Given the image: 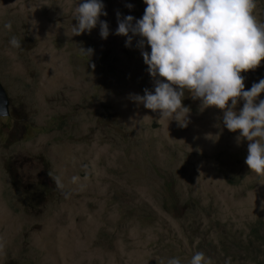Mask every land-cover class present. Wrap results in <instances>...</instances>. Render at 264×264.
I'll list each match as a JSON object with an SVG mask.
<instances>
[{
	"label": "rangeland",
	"instance_id": "1",
	"mask_svg": "<svg viewBox=\"0 0 264 264\" xmlns=\"http://www.w3.org/2000/svg\"><path fill=\"white\" fill-rule=\"evenodd\" d=\"M83 2L64 0L58 11L52 8V19L44 21L33 16L49 14L41 9L51 6L49 1L0 0V81L4 83L10 107L9 118L0 121L6 151L1 153H5V166L15 165L26 181L7 189L3 183L6 177L0 168V264L25 262L18 257L12 243L14 227L27 236L26 256L30 260L27 264H57L55 255L42 251L40 236L51 239L55 228L63 234L73 232L90 221L89 212L94 208L105 214L86 226L87 245L100 244L105 264H168L172 258H179L181 264H190L193 255L200 251L210 264H263L252 258L264 254V247L237 261L226 255V249L233 250L231 244L247 247L252 242L254 235L234 236L240 228L260 222V232L264 233V176L249 174L245 163L249 141L238 139L239 131L231 132L224 126L222 110L203 105L201 99H194L187 90L182 99V105L190 109L184 126L187 130L174 135L148 131L141 140L138 137L144 129L141 120L149 116L143 111L146 108L142 103H129L147 66L141 54L138 56V52L135 54L126 47L117 50L137 72L134 84L126 77L128 68L122 66L121 57L119 63H109L113 51L99 54L96 64L79 66L82 77H76L72 64L63 63L83 60V51L78 49L82 44L68 30L72 23L76 25L75 10ZM101 2L119 12L115 0ZM256 3V9L264 12V0ZM22 17L31 28L20 26ZM108 20L117 22V16L112 14ZM9 22L11 30L4 27ZM97 30H100L99 23L80 36ZM12 37L20 41L19 48L10 43ZM56 51L60 52L59 59ZM146 52L150 54L151 49ZM59 61L65 82L79 85L91 75V102L81 92L61 88L56 73ZM23 64L27 65L26 79ZM263 75V71H254L244 82V90H250L254 83L264 79ZM112 77L123 79L124 94ZM156 79L165 82L156 77L145 82L143 89L154 93ZM137 95L143 96L144 92ZM260 100H264V92L256 102ZM107 103L123 107L116 113L105 114ZM243 103L239 100L235 110L240 111ZM50 118L55 119L54 125L62 122L59 130L52 128L53 135L59 139L69 132L74 138L68 140L67 153H42L35 157V163H44L43 180L48 185L36 176L40 165L29 164L34 152L43 150L47 143L53 148L55 144L51 137L44 140L43 135L35 142L28 141L24 126L27 123L45 125ZM176 119L184 123L182 113ZM104 139L108 142L100 144ZM142 144L144 148L139 151ZM187 179L203 184V188L190 193L178 185ZM168 182L170 187L166 186ZM25 185L32 192L31 199L20 195ZM42 188L51 193L65 191L71 195V207L66 210L61 203L50 204L51 211L44 214L40 205ZM98 194L89 212L80 213V209H88ZM127 226L134 229L123 236L116 234L118 228ZM227 235L233 236L229 237L231 244L222 243ZM7 256L12 257V263L6 260Z\"/></svg>",
	"mask_w": 264,
	"mask_h": 264
},
{
	"label": "clouds",
	"instance_id": "2",
	"mask_svg": "<svg viewBox=\"0 0 264 264\" xmlns=\"http://www.w3.org/2000/svg\"><path fill=\"white\" fill-rule=\"evenodd\" d=\"M46 1H49L51 6L46 5L41 9L49 14L30 16L41 18L44 21L51 20L50 14L54 16L52 8L58 11L64 0ZM14 3L15 1L12 2V4ZM115 4L119 10L117 13L112 10L111 6L104 5L101 0H84L83 3L77 5L75 10L77 23L76 25L72 23L68 30L70 35L76 36L82 44L78 49L83 51L81 55L83 60L63 63L72 64L76 77H82L83 73L79 66L88 63L96 64V57L101 53L113 51L114 55L109 59V63H119L118 59L121 56L117 53L118 49L126 47L135 54L138 52V56L140 54L143 56L147 66L142 70L141 82L135 85V95H130L129 103L131 105H134L135 102L142 103L146 108L143 111L149 116L141 120L144 126L142 133L138 136L141 140L143 134L148 131L159 130L174 135L175 132L187 130L184 126L187 125L186 117L190 109L182 105V99L187 90L194 99H201L203 105L223 111L224 126L231 132L239 131L238 139L249 141L248 154L245 159L250 170L249 174L264 176V100L256 102L257 97L264 92V79L254 83L250 90H244V82L251 78L254 71H263L264 73V12L256 9V0H144V2L124 0L123 3L115 0ZM35 10L36 8L32 13H35ZM112 14L114 17L117 16V22L108 20ZM102 15L104 18L100 19L99 17ZM120 17L124 18L120 19ZM21 22L20 26L27 25L31 28L23 17ZM98 23L100 30L95 31L94 34L80 36L82 33L90 32ZM4 27L11 30V22L5 24ZM10 43L17 48L21 46L16 37H12ZM150 49L149 54L146 51ZM56 55L59 59L60 52L56 51ZM18 56L20 57L19 54ZM121 61L122 66L128 68L126 77H130L134 84L137 72L122 57ZM61 64L59 61L56 68L57 80L61 88L66 91L81 92L85 95L86 100L91 102L90 88L93 85L91 75L83 78L79 85L70 84L65 82V78L59 71ZM22 68H26L24 73V79H26L27 65L23 64ZM156 77L163 78L165 82L156 79L154 93L147 89L144 90L145 82ZM112 78L123 90V79L121 77ZM3 84L0 81L9 101ZM69 85L70 87H68ZM137 92H144V95H137ZM124 93L125 90H123ZM239 100L244 101L243 107L240 111H236L235 108ZM47 104L45 103V105ZM105 106L107 107L105 114L116 113L123 107L122 104L116 103H107ZM9 108L8 105V116L0 117V121L3 118H9ZM181 113L184 119L183 124L178 123V119H176V116ZM54 120V118H50L45 125L34 126L27 123L24 126L25 137L28 141L35 142L36 138L43 135L45 136L44 140L51 137V142L55 144L53 148L51 143H47L43 150L34 152L31 155L32 162L29 164L40 165L36 176H39L41 183L48 185L49 183L43 180L44 163H35V157L42 153L56 155L67 153L70 148L68 140L74 138V135L69 132H65L59 139L53 135L52 128L55 127L59 130L62 126V122L54 125ZM2 129L3 125L0 126V159H2L0 168L6 177L3 183L9 189L13 184L26 183V181L24 175L20 174L19 168L15 165L5 166L4 164L5 153H1V150L5 151ZM106 142L108 141L104 139L100 141V144ZM111 146L115 147V144L111 143ZM143 148L144 145H140L139 151ZM170 185L171 182L166 184L167 187ZM178 185L186 188L190 193L203 188L201 187L203 184L192 179L179 182ZM27 187L25 185L24 190L19 191L24 199L30 198L29 194L32 193L27 190ZM40 193L43 195L40 197V205L44 214L51 211L50 204L61 203L62 208L66 210L71 207V195L65 191L57 190L51 193L42 188ZM98 196L99 194L94 197L86 211L80 209V213L89 212ZM194 198L198 200V198ZM171 202L172 198L170 205ZM89 214H91L90 221L80 225L73 232L68 231L63 234L55 228L54 236L51 239H43L40 236L42 251L55 255L58 259L57 264H105L100 244L87 245L88 238L85 232L86 226L91 221L100 219L105 213L102 214L94 208ZM217 223L219 224V222ZM258 223L260 222L251 223L245 229L240 228L239 233L234 236H241L242 233L254 235L251 243L258 248L264 247V233L256 232ZM55 224L56 221L53 225ZM133 229L132 226H127L124 229L118 228L116 234L123 236ZM105 231L103 230L102 233ZM20 233L15 227L12 229V243L18 257L21 260L25 259L24 264H27L30 261L26 256L28 252L27 236L21 233V249ZM229 237L233 236L227 235L222 239V243L229 242ZM98 238L99 236L94 238V242ZM226 255L237 261L227 252ZM6 260L12 263L11 256H7ZM255 262L264 264V254H258ZM168 264H181V262L179 258H172ZM190 264H210V260L205 257L203 251H200L193 255Z\"/></svg>",
	"mask_w": 264,
	"mask_h": 264
},
{
	"label": "trees",
	"instance_id": "3",
	"mask_svg": "<svg viewBox=\"0 0 264 264\" xmlns=\"http://www.w3.org/2000/svg\"><path fill=\"white\" fill-rule=\"evenodd\" d=\"M260 225L261 223L257 224L256 227V232L260 233ZM259 238H261V236H259ZM233 250L229 251L228 249H226L227 254L233 256L235 259L237 258H241L244 259V255H250V253L256 251L258 249V247H256L253 243H250L247 247L245 246H241V245H235L233 244ZM257 255H255L252 259L255 262L257 260Z\"/></svg>",
	"mask_w": 264,
	"mask_h": 264
},
{
	"label": "water",
	"instance_id": "4",
	"mask_svg": "<svg viewBox=\"0 0 264 264\" xmlns=\"http://www.w3.org/2000/svg\"><path fill=\"white\" fill-rule=\"evenodd\" d=\"M8 105L9 101L7 95L0 85V117L8 116Z\"/></svg>",
	"mask_w": 264,
	"mask_h": 264
}]
</instances>
